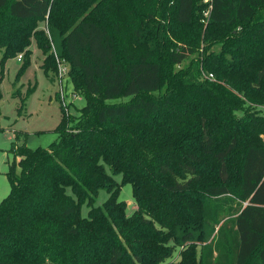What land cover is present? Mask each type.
Instances as JSON below:
<instances>
[{
  "label": "trees",
  "instance_id": "obj_1",
  "mask_svg": "<svg viewBox=\"0 0 264 264\" xmlns=\"http://www.w3.org/2000/svg\"><path fill=\"white\" fill-rule=\"evenodd\" d=\"M94 1L0 0L4 56L25 50L29 59L35 38L44 70L54 71L48 35L39 29L47 22L63 35L61 55L86 98L77 117L62 106L50 146L18 149L20 172L11 165V192L0 204V264H157L177 228L202 223L216 232L201 264H264V124L235 117L250 85L246 73L264 78L257 64L264 48L254 50L248 32L258 27L264 36V18L256 21L264 0H213L206 28L203 0H171L175 23L161 25L153 46L139 39L136 55L124 45L123 29L128 22L141 36L138 9L145 7L114 0L111 6L132 9L112 20L111 0ZM15 21L19 27L7 30ZM234 26L243 35L229 32ZM198 28L202 42H221L223 50L196 56ZM238 149L239 185L231 188ZM106 165L133 185V215ZM101 189L110 197L96 206Z\"/></svg>",
  "mask_w": 264,
  "mask_h": 264
},
{
  "label": "rangeland",
  "instance_id": "obj_2",
  "mask_svg": "<svg viewBox=\"0 0 264 264\" xmlns=\"http://www.w3.org/2000/svg\"><path fill=\"white\" fill-rule=\"evenodd\" d=\"M99 0H95L93 4ZM106 8L108 16L114 20L116 15L124 13L132 9L131 5L124 8H118L117 3ZM135 7L143 5L145 8L139 10L144 21L141 25L142 35H136L133 32L131 25H125L123 33L126 37L124 45L133 54H138L140 48L137 47V41L144 40L153 46L155 43V36L158 29H163L161 25H169L174 22L173 12L169 14L172 6L171 0H132ZM92 4V5H93ZM94 6V5H93ZM134 7V10L136 9ZM92 8V6L90 7ZM154 15V17L150 15ZM264 18V6L258 9L256 21ZM208 23H204L206 28ZM14 27H19L18 22H11L10 30ZM160 27V28H159ZM195 26L194 28H196ZM229 32L237 31L243 35V28L240 26L227 27ZM39 29H43L48 35L50 41V54L53 56L52 62L55 70L46 72L42 66L45 55L41 48H39L35 38H31V45L26 47V51L31 52L29 59L25 58L19 61L20 55L24 56V52L16 53L15 55L4 56V47L0 49V204L11 192V180L8 175L11 165L15 164L16 172H20L18 165L19 155L18 149L27 145L32 149L38 147H48L52 142L57 140L58 133L55 131L61 122L63 115V107L69 108V113L72 117L79 116L80 109L86 105V98L78 94L74 88L70 76L71 65L69 61L61 55V41L63 35L58 31L51 32L47 22H40ZM5 30L4 32H6ZM192 30V29H191ZM198 31L195 32V46L196 56L202 54L206 49L216 53L223 50L221 42L210 41L202 42L203 33L199 36ZM221 33L222 29L216 31ZM248 32L254 36L250 40L253 49L257 52L264 48V36L258 31V27H251ZM171 37L176 44V39L170 31ZM6 38L0 39V44ZM8 41V39H7ZM175 48V45L172 47ZM225 56H229L227 51H224ZM121 56V55H120ZM54 59V61H53ZM49 62V63H50ZM202 65V62H199ZM187 62L182 67L187 66ZM259 66L264 65V58L262 62L257 63ZM67 67L68 73L61 74L60 67ZM259 70V69H258ZM206 72L203 71V76L206 77ZM209 78H211L209 76ZM246 82L250 85L246 86V94H241L242 102L239 105V112L235 117L246 119V122L262 123L264 124V78L258 79L256 71L249 70L245 77ZM157 94V93H156ZM65 100V102H64ZM128 98L120 97L117 99L119 102H125ZM193 108L197 109V106ZM242 116V117H241ZM264 141V134L261 135ZM248 137L246 136V139ZM240 150L238 149L233 157L232 162V179L231 188H236L239 185V165H240ZM208 174L214 167L213 163L207 164ZM106 170L109 174L113 175L112 170L106 165ZM116 182L120 185L119 199L127 203L126 215L131 216L139 211L138 205L134 198V189L131 183H123V175H113ZM214 178L205 180V182H213ZM72 192L71 190H69ZM110 197V193L101 189L97 195L95 205H103ZM82 216L88 217L89 206L85 203L81 209ZM216 230L205 223L191 225L189 229L177 228L173 234V241L169 243V255L157 264H201L203 257V248L209 243L215 234ZM189 237V238H188Z\"/></svg>",
  "mask_w": 264,
  "mask_h": 264
},
{
  "label": "built area",
  "instance_id": "obj_3",
  "mask_svg": "<svg viewBox=\"0 0 264 264\" xmlns=\"http://www.w3.org/2000/svg\"><path fill=\"white\" fill-rule=\"evenodd\" d=\"M203 2L205 4V7H204V9L202 11L203 12L202 20H203L204 23H208L209 19H210L212 8H213V0H203ZM18 60L22 61L23 60V55H20ZM60 70H61V74L62 75H65L66 73H68V68L67 67L61 66ZM210 77L213 78L214 77L213 74H210ZM64 102H65V100H64ZM65 109L68 110L69 108L66 107Z\"/></svg>",
  "mask_w": 264,
  "mask_h": 264
}]
</instances>
